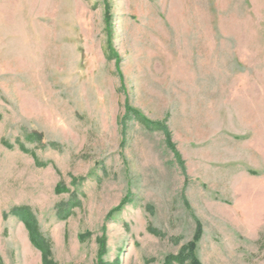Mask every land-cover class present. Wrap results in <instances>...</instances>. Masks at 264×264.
<instances>
[{"label": "rangeland", "instance_id": "1", "mask_svg": "<svg viewBox=\"0 0 264 264\" xmlns=\"http://www.w3.org/2000/svg\"><path fill=\"white\" fill-rule=\"evenodd\" d=\"M18 210L49 264H163L198 225L200 264H264V0H0V264H43Z\"/></svg>", "mask_w": 264, "mask_h": 264}, {"label": "trees", "instance_id": "2", "mask_svg": "<svg viewBox=\"0 0 264 264\" xmlns=\"http://www.w3.org/2000/svg\"><path fill=\"white\" fill-rule=\"evenodd\" d=\"M126 112L124 117L121 119L120 123L121 126H126V121H135L136 123H139L142 125V127L148 131V132H159L164 137V145L167 150H170V152L173 154L174 159L176 161V164L179 165V168L184 175L185 173V164H183V161L181 159V155L178 150H176V145L173 142V136L171 134V131L169 129V126L166 122H159V121H150L147 118H145L140 112H138L135 109H132L131 107L126 106ZM122 136L125 135V128H122L121 132ZM18 216L21 221L23 222L24 226H26L27 231L29 233V240H31L32 244L41 251L43 254V264H49L46 261V254L43 246L37 240L38 235L35 232V226L31 223L30 220H28V214L21 212L18 210V212L15 211L14 215ZM201 227L198 225L195 231V237L192 241L186 243L185 246L181 248V250L178 252L177 255L169 256L165 259L163 264H200L197 260L196 256V249L195 245L200 240L201 237Z\"/></svg>", "mask_w": 264, "mask_h": 264}]
</instances>
